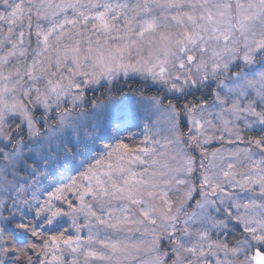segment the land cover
Here are the masks:
<instances>
[{
	"label": "snow or ice",
	"instance_id": "obj_1",
	"mask_svg": "<svg viewBox=\"0 0 264 264\" xmlns=\"http://www.w3.org/2000/svg\"><path fill=\"white\" fill-rule=\"evenodd\" d=\"M0 264H264V0H0Z\"/></svg>",
	"mask_w": 264,
	"mask_h": 264
},
{
	"label": "trees",
	"instance_id": "obj_2",
	"mask_svg": "<svg viewBox=\"0 0 264 264\" xmlns=\"http://www.w3.org/2000/svg\"><path fill=\"white\" fill-rule=\"evenodd\" d=\"M129 85L133 88L137 87V84L136 83H133V80H129L127 83L123 84V87L125 89H127L129 87Z\"/></svg>",
	"mask_w": 264,
	"mask_h": 264
},
{
	"label": "rangeland",
	"instance_id": "obj_3",
	"mask_svg": "<svg viewBox=\"0 0 264 264\" xmlns=\"http://www.w3.org/2000/svg\"><path fill=\"white\" fill-rule=\"evenodd\" d=\"M121 79L123 80V78H121ZM134 79H136V78H131V79H129V80H134ZM129 80H128V81H129ZM124 84H125V83H124Z\"/></svg>",
	"mask_w": 264,
	"mask_h": 264
}]
</instances>
